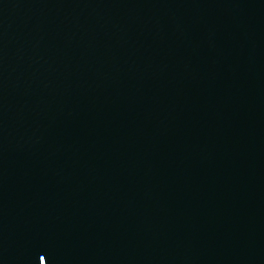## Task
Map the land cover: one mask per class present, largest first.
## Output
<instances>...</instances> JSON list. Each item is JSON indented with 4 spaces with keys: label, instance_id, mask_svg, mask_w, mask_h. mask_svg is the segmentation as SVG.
Segmentation results:
<instances>
[{
    "label": "water",
    "instance_id": "1",
    "mask_svg": "<svg viewBox=\"0 0 264 264\" xmlns=\"http://www.w3.org/2000/svg\"><path fill=\"white\" fill-rule=\"evenodd\" d=\"M0 264H264V0H0Z\"/></svg>",
    "mask_w": 264,
    "mask_h": 264
},
{
    "label": "snow or ice",
    "instance_id": "2",
    "mask_svg": "<svg viewBox=\"0 0 264 264\" xmlns=\"http://www.w3.org/2000/svg\"><path fill=\"white\" fill-rule=\"evenodd\" d=\"M40 259H41V261H44V257L43 256H41Z\"/></svg>",
    "mask_w": 264,
    "mask_h": 264
}]
</instances>
